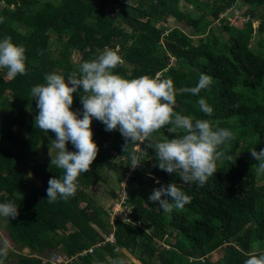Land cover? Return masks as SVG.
Masks as SVG:
<instances>
[{"label": "trees", "instance_id": "16d2710c", "mask_svg": "<svg viewBox=\"0 0 264 264\" xmlns=\"http://www.w3.org/2000/svg\"><path fill=\"white\" fill-rule=\"evenodd\" d=\"M95 1L0 0L3 18L0 39L10 36L14 44L24 47L26 57L25 75L10 79L0 70V203H14L19 213L15 219L6 218L4 230L8 239L36 250L63 245L70 257L102 241L95 230L87 227L88 223L105 235L109 233V226L105 231L106 214L86 202L82 189L67 200L58 197L55 203L47 201L49 179L62 178L63 170L51 162L42 165L36 157L43 132L35 127L38 109L30 97L31 88L46 83L47 74L56 72L67 80L70 73H78L82 62L96 58L100 51L110 47L118 48L124 61L113 69L114 74L123 76L120 67L127 70V79L142 75L154 78L155 73L161 72V79L171 78L177 90L175 112L193 117L194 122L209 120L213 130H231L235 139L218 148L232 160H217V172L202 187L197 183L182 184L177 175L160 170L154 153L148 151L149 141L140 144L141 165L125 184L130 217L139 225L114 220L113 245L93 247L91 253L101 264H112L118 259L117 250L133 256L140 249V255H147L148 260L155 257L163 264H244L248 254L264 253V174L257 175L255 166L259 161L250 153L253 149L257 152L264 149V20H259L254 29L251 25L255 16L252 8L263 7L264 0H213L210 25L204 36L198 35L195 41L176 27L166 29L156 25L158 20L174 21L195 29L200 23H208L205 14L193 15L198 0H136L133 4ZM235 3L245 7L242 16L247 20L241 28L230 25L224 18L218 25L211 23ZM106 4L114 7L112 13L104 9ZM149 12H154L152 19ZM252 41L255 48L249 45ZM51 42L60 49L57 62L52 57ZM74 51L78 55L76 63L70 59ZM170 57L174 63L167 67ZM202 73L212 78L207 89L198 95L179 92L182 87L196 86ZM82 95V90L73 93L70 108L79 114L78 118L83 114ZM201 98L213 108L211 116L200 110ZM24 111H28V116ZM4 113L10 115L12 124L25 134L26 140L1 122ZM168 127L154 132L151 140L183 135L182 131L170 133ZM105 128L102 122L92 119L91 131L98 153L90 171L77 178L78 186L95 185L101 165L113 168L108 160L110 154L117 160H125L126 166L131 165L130 153L135 145L129 143L124 152L125 138L118 130L108 132ZM66 149L76 151L70 142ZM11 151L29 162L42 185L39 192L23 182L26 173ZM140 175L145 176L144 181ZM219 175L228 176L229 181L214 182L213 177ZM248 181L255 185L242 186ZM169 184L181 186L191 197L190 203L182 209L174 208L170 214L163 212L158 202L155 209L148 199L153 189ZM167 199L171 202L170 197ZM80 202L86 204L78 207ZM66 224L72 228L67 233ZM156 239L163 240L168 248L157 247ZM219 248L220 257L210 261L209 255ZM253 248L258 250L252 251ZM202 257L203 262H199L197 259ZM134 259L143 262L138 255ZM14 264L42 263L19 256ZM70 264L93 263L86 253L76 256Z\"/></svg>", "mask_w": 264, "mask_h": 264}, {"label": "clouds", "instance_id": "9594fccd", "mask_svg": "<svg viewBox=\"0 0 264 264\" xmlns=\"http://www.w3.org/2000/svg\"><path fill=\"white\" fill-rule=\"evenodd\" d=\"M0 22H3V18H0ZM118 52V48H105L96 58L82 62L78 73H70L67 80L53 72L45 76L46 83L31 88V96L38 109L35 127L44 133L51 131L55 134L52 147L57 151L55 158H51V165L63 170L62 178L54 177L48 181L46 192L49 203H55L58 197L67 200L74 196L77 178L81 173L90 171L98 153L91 131L93 118L102 122L106 131L120 132L125 138L124 152L129 143L135 145L130 153L131 168L141 165V156L137 153L142 151L140 144L149 141L147 145L155 150L158 168L177 175L185 185L197 183L200 187L204 186L217 172V160H232L231 156L218 150L219 146L235 139L231 130H213L209 120L196 119L194 122L193 117L175 112L177 90L171 78L142 75L127 79L114 74L113 69L124 63ZM25 60L23 46L14 44L10 36L0 39V69H7L10 79L18 74H26ZM211 83L212 78L202 73L196 86L182 87L179 92L198 95ZM80 90L84 93L80 96L82 118L70 110L73 93ZM198 104L205 115H212L213 108L205 99H199ZM164 126H170L168 131L172 134L182 131L183 135H174L172 139L165 136L162 141L153 142L152 134ZM69 142L76 149L75 152L66 149ZM250 153L259 161L255 166L257 175L264 174V149L259 152L253 149ZM148 199L152 203L158 202V207L169 214L174 208L182 209L191 202V197L176 184L153 189ZM18 214V207L14 203H0V216L15 219ZM128 222L125 219L124 223ZM8 247L5 240L0 248V264H4ZM112 264H125V261L114 259ZM244 264H264V253L248 254Z\"/></svg>", "mask_w": 264, "mask_h": 264}, {"label": "rangeland", "instance_id": "374dc122", "mask_svg": "<svg viewBox=\"0 0 264 264\" xmlns=\"http://www.w3.org/2000/svg\"><path fill=\"white\" fill-rule=\"evenodd\" d=\"M95 2L99 3L100 1L96 0ZM119 2H122V3L127 2V3L133 4V3H136V0H119ZM233 6H234V10H236V12L245 13V7L244 6H240V5L238 6L237 3H235ZM0 7H1V5H0ZM103 7L109 13H112L114 11V7L110 6V4H106ZM212 9H213V0H198L196 2L195 7H193V11H194L193 15L198 16V14H200V13L205 14V16L207 17L206 20L208 21V23H200L198 26H196L195 29H191L182 23H176L174 21L173 22L172 21L171 22H161L160 20H158L159 22H157L156 26H158V27L163 26L166 29H169L170 27H176L178 30H180L185 35L193 37V39L195 41L197 39L198 35L199 36L201 35V37H203L205 32L207 31V29L210 25L209 23L211 21L209 13L211 12ZM252 11H254V13H255L254 18L251 19L252 29H254L257 26L259 20H264V6L252 8ZM150 13H151L150 18L152 19L154 17V12H149L148 15H150ZM222 17H223V15H222ZM224 17L237 29L241 28L242 24L247 20V18H244L242 15L239 19H237V18L234 19L235 17L232 16L230 12L225 14ZM219 21L220 20L217 19L211 23L218 25ZM217 37H219V36H217ZM249 45L251 48H255L254 41L250 42ZM107 48L114 49V50L116 49V48H110V47H107ZM51 50H52V57L55 58L56 59L55 61L57 62L60 58V49L58 48V46L54 42H51ZM102 51H100V52H102ZM70 59L73 63H76L78 61V55L75 51L72 53ZM171 64H173V61H171ZM0 70H3L5 77H7V72L5 71V69H0ZM119 70L123 73L122 77L127 78V75H126L127 70L122 68V67H120ZM69 86H71V85H69ZM30 98L33 101H35L32 96ZM24 115L28 116V111H24ZM1 122L4 125H6L7 127H9L12 131H14L19 137L26 140L25 134L22 131H20L17 128V126L12 124L11 117L8 113L2 114ZM42 137H43L42 140L39 142V144L36 147V157L39 160L40 164L46 165L48 162H51V158H55L57 150L52 147V141H54L55 139L50 132H47V133L43 132ZM163 138H164V136H159V139L163 140ZM148 151H152L154 153V155L152 153H150V154L153 155V158L156 159V153H155L154 148L150 147L148 149ZM11 152H12V157L18 161L19 165L22 167L23 171L26 173V176H25V179L23 180V182L25 184H27L28 186H30L33 189V191L39 192L42 189V185L40 184L38 177L35 176L34 171H33L32 167L30 166L29 162L24 158H19V156L17 155V153L15 151H11ZM141 152H138L137 155L138 154L140 155ZM145 157L147 158L148 156H145ZM108 160L110 161V164L113 165L114 167L110 168V167H107L105 165H101L100 168L97 170V176L99 179L98 182L91 187H89V186L83 187V186L77 185V191L79 189H82V191L87 196L86 202L88 201L94 208L100 209L101 211L104 212V214H106V224L107 225H105V227H106L105 231L108 229L107 226H109L108 232H112V229L109 225V219H108V213L110 212V207L112 206V201L116 196L117 189L122 185L121 181L124 178V175H126V177L129 178V177H131V174L133 173L134 170H130L129 167L126 166L125 160H123V161L117 160L113 156V154L108 155ZM156 161H157V159H156ZM248 162L250 164H252V161L249 159H248ZM151 164H153V161ZM119 177H120V180H119ZM144 178H145V176L140 175V180L144 181ZM226 180L229 181L228 176L219 175V176L213 177L214 182L222 183V182H225ZM153 184H155V182ZM257 184L260 185L261 183L257 182ZM253 185H255L253 182L248 181V182L243 183L242 186H244L246 188H252ZM86 202H80L78 204V207H83L86 204ZM154 208L155 209L158 208L155 203H154ZM87 213H90V212L87 211ZM120 216H121V214H120ZM5 222H6V217L0 216V248L3 247V242L5 240L8 241V245H9L6 258H3L4 264H14L16 258L19 256H26V257H30V258L39 259L42 264H45V263H48L47 261H48L50 254H58V255H61L63 257L68 255L67 250L63 245L52 246V247L47 246V247H44L42 250H36V249L23 248L17 244H13L8 239V237L5 233V230H4ZM65 227H67L65 233H67L69 230L72 229L70 224H66ZM87 227L95 230L98 233V235L100 236V238L102 239V241H103V238H105L107 236L102 231H100L96 226H94V224H92V223H88ZM145 229H146V231H148L147 228H145ZM156 240H158V239H156ZM102 241L100 243H98L99 245L96 244L93 247H99V246L103 245ZM158 241L161 242V239ZM93 247H92V249H93ZM256 250H258V249L257 248L252 249V251H256ZM88 254L91 256V261L93 264H101L95 258L93 253H91V254L88 253ZM135 255H136V257H137V255L140 256L141 259H143V262L135 260L134 259ZM220 255H221V248L213 251L209 255V259H210V261H216L220 257ZM76 256H78V254H75V255L73 254V257L76 258ZM116 257H118V259H123L125 261V264H145V262H147L148 264H163L162 261H160L159 259H157L155 257L150 258L148 260L147 255H140V249L136 250L135 254L133 256H127L125 251L119 252L117 250Z\"/></svg>", "mask_w": 264, "mask_h": 264}, {"label": "built area", "instance_id": "2783aa9c", "mask_svg": "<svg viewBox=\"0 0 264 264\" xmlns=\"http://www.w3.org/2000/svg\"><path fill=\"white\" fill-rule=\"evenodd\" d=\"M228 12H230L231 15L235 17L234 19H236V18L239 19L241 17V15H242V13L236 12V10H234V6H233L229 11L227 10V11L219 14L218 15V19L219 20H221L223 18L225 19L224 16ZM222 15H223V17H222ZM225 20L230 25H232L227 19H225ZM171 61H173V63H174V58H172V57L169 58L167 67L173 65V64H171ZM157 76H159L161 78V72L155 73L154 78L157 77ZM137 143H139V142H137ZM134 149H135V146H133V151H134ZM129 169L130 170H135V169L131 168V165L129 166ZM149 177H151V176H149ZM127 180H128V177H126V175H124V178L121 181L123 186L121 185L117 189L116 196H115V198L112 201V206L110 207V212L108 213L109 225H110V227L112 229V232H109L107 234V236L105 238H103L102 244L113 245V243H114V238H113V230H114L113 222H114V220L118 219V221L124 222L125 219H126L127 221H129L128 223L133 225V226H138L139 225L138 221H136V220H134V219H132L130 217L131 207L129 206V204L126 203V194H125V187L124 186H125V183L127 182ZM120 214H121V216H120ZM164 239H165V236H164ZM159 242L160 241H157L156 246H158L159 248L160 247L161 248H165V249L168 248L166 246V244L163 243V240H161L160 243ZM91 251H92V247L82 251L81 253H78V255L91 253ZM114 251H116V249H114ZM73 259L75 260V257H73V256H70V257L65 256V257H63V256L58 255V254H50L47 262L49 264H70L73 261ZM197 260L199 262H203L204 258L203 257L202 258H198Z\"/></svg>", "mask_w": 264, "mask_h": 264}]
</instances>
